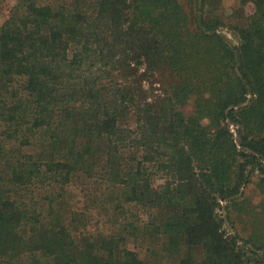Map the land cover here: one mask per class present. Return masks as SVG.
Returning <instances> with one entry per match:
<instances>
[{
	"label": "trees",
	"instance_id": "trees-1",
	"mask_svg": "<svg viewBox=\"0 0 264 264\" xmlns=\"http://www.w3.org/2000/svg\"><path fill=\"white\" fill-rule=\"evenodd\" d=\"M15 1L0 25V264H264V235L225 227L256 172L264 190V0H240L254 12L238 44L181 0ZM78 180L149 219L92 231L67 200Z\"/></svg>",
	"mask_w": 264,
	"mask_h": 264
},
{
	"label": "rangeland",
	"instance_id": "rangeland-1",
	"mask_svg": "<svg viewBox=\"0 0 264 264\" xmlns=\"http://www.w3.org/2000/svg\"><path fill=\"white\" fill-rule=\"evenodd\" d=\"M181 3L193 21L201 10L206 17L220 18L225 23L222 32L227 35L233 44H238L239 42L238 32L235 31L234 27L244 28L248 17L254 12L252 4H243L240 0H181ZM15 5V0H0V25L6 22ZM144 86L154 92V94L160 92V83L154 78L146 79ZM196 99L197 97H192L186 105L181 107L186 116L195 114ZM204 123L207 125L209 121L205 120ZM233 130L235 129L233 128ZM161 176V174L156 176V186L164 183ZM260 181L261 175L256 172L253 175L252 182L244 187L243 195L236 209L230 211L231 213L224 209L226 202L222 203L220 213L226 216L229 212L235 225L234 229L230 223H226L225 227L229 233L235 234L237 232L245 239L252 235L259 237L264 235V190L261 189ZM95 194L101 197V192L96 191V185H91L90 181L87 183V181L83 180L70 184L67 194L69 207L72 210L87 213L92 231L100 230L108 234L118 233L122 231V225L126 221L142 225L149 219L148 212L132 206H128V213L118 217L115 213L119 212L114 211V206L117 203L107 202L105 205L102 197H98L101 200L95 201ZM37 197V201H40V189L37 192ZM106 207H110L109 210H106ZM128 246L145 259L150 255L149 248L153 247V244L151 240L138 236L137 239L130 237Z\"/></svg>",
	"mask_w": 264,
	"mask_h": 264
}]
</instances>
